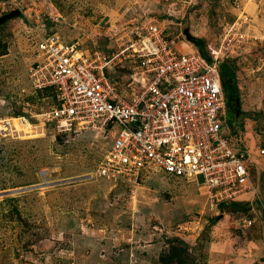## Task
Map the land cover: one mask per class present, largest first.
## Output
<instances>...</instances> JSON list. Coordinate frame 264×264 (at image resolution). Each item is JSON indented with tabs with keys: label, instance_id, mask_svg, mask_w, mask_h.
Masks as SVG:
<instances>
[{
	"label": "rangeland",
	"instance_id": "374dc122",
	"mask_svg": "<svg viewBox=\"0 0 264 264\" xmlns=\"http://www.w3.org/2000/svg\"><path fill=\"white\" fill-rule=\"evenodd\" d=\"M15 8L21 15L0 26V126H8L0 136V264H264V212L256 207L217 213L195 182L161 169L143 171L138 198L121 181L87 177L112 134L56 135L44 119L52 98L36 92L28 76L37 26L44 29L51 13L61 14L56 27L65 41L105 53L117 52L145 20L164 26L180 50L193 39L216 40L237 22L245 36L230 59L241 107L259 115L228 126L253 151L260 190L264 0H0V15ZM124 64L128 70L132 62ZM13 118L32 132L16 130ZM244 215L254 218L251 226L239 221Z\"/></svg>",
	"mask_w": 264,
	"mask_h": 264
},
{
	"label": "built area",
	"instance_id": "2783aa9c",
	"mask_svg": "<svg viewBox=\"0 0 264 264\" xmlns=\"http://www.w3.org/2000/svg\"><path fill=\"white\" fill-rule=\"evenodd\" d=\"M50 16L55 23L62 17ZM41 27L28 76L33 89L51 88L54 95L45 123L56 134L94 130L114 139L87 177L121 181L138 198L143 171L161 169L195 182L217 213L222 202L258 199L264 207L253 151L228 126L219 68L245 36L237 22L207 41L205 53L192 41L194 46L178 49L154 20L134 24L113 53L90 51ZM128 60L130 68L113 75ZM7 134L8 126H0V136ZM239 221L249 227L254 218Z\"/></svg>",
	"mask_w": 264,
	"mask_h": 264
},
{
	"label": "trees",
	"instance_id": "16d2710c",
	"mask_svg": "<svg viewBox=\"0 0 264 264\" xmlns=\"http://www.w3.org/2000/svg\"><path fill=\"white\" fill-rule=\"evenodd\" d=\"M6 23V22H5ZM45 27L48 30V32H55L57 31V25L55 22H53L51 19L47 18L45 20ZM3 25V24H2ZM58 32V31H57ZM202 53H205V41L204 43H199L198 41L194 40L192 41ZM220 68V74H221V79H222V84H223V90L224 94L227 100V122L228 124L234 125L235 123H238L240 126H243L242 121L239 119V116L241 117L244 114H248L250 117H256L259 114L256 113H251V112H245L242 110L241 107V100H240V88L237 80V72L235 65L233 64L232 60L230 59V55L225 57L219 65ZM119 68L117 69V72L113 73V75L120 77V74L127 71V69L122 68L119 71ZM32 87V86H31ZM33 88V87H32ZM35 90V89H34ZM36 92H39L43 94L46 97L52 98V101L54 99V95L52 94L51 88H45L42 90H35ZM234 92L236 93L237 97H234ZM231 133L235 134L239 141L241 142L242 145L245 143L242 141V139L239 137L238 130L237 128H231ZM237 131V132H236ZM58 136H69L70 134L68 133H58L56 134ZM254 176L256 178V173L254 171ZM261 195L263 197V202H264V187L260 189ZM256 207L259 212H264L263 210V205L261 201L256 199L253 203L249 201H243V200H238V201H231V202H222L219 205L220 211L223 210H233L234 212H247L249 211L252 206Z\"/></svg>",
	"mask_w": 264,
	"mask_h": 264
},
{
	"label": "water",
	"instance_id": "95a60500",
	"mask_svg": "<svg viewBox=\"0 0 264 264\" xmlns=\"http://www.w3.org/2000/svg\"><path fill=\"white\" fill-rule=\"evenodd\" d=\"M21 13H22V10L20 8H15V9H12L0 15V26L4 24L5 22H7L8 20L20 16Z\"/></svg>",
	"mask_w": 264,
	"mask_h": 264
},
{
	"label": "bare ground",
	"instance_id": "6f19581e",
	"mask_svg": "<svg viewBox=\"0 0 264 264\" xmlns=\"http://www.w3.org/2000/svg\"><path fill=\"white\" fill-rule=\"evenodd\" d=\"M13 126L16 128V130L21 131L24 130L27 133L32 132L29 130L30 126H25L23 122L20 121L19 118H13L12 119ZM39 125V124H38ZM34 126V125H33ZM30 135V134H29ZM26 136V135H25Z\"/></svg>",
	"mask_w": 264,
	"mask_h": 264
},
{
	"label": "clouds",
	"instance_id": "9594fccd",
	"mask_svg": "<svg viewBox=\"0 0 264 264\" xmlns=\"http://www.w3.org/2000/svg\"><path fill=\"white\" fill-rule=\"evenodd\" d=\"M258 153V152H257ZM259 154V153H258ZM261 155V154H260Z\"/></svg>",
	"mask_w": 264,
	"mask_h": 264
}]
</instances>
